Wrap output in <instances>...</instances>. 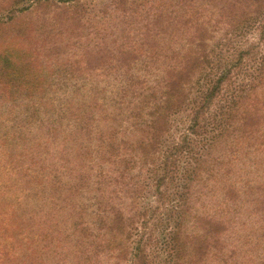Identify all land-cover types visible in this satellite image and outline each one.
<instances>
[{
  "label": "rangeland",
  "instance_id": "374dc122",
  "mask_svg": "<svg viewBox=\"0 0 264 264\" xmlns=\"http://www.w3.org/2000/svg\"><path fill=\"white\" fill-rule=\"evenodd\" d=\"M263 2L138 0L137 5L130 4L122 8L123 11L107 15L103 14L106 9L96 6L90 15L81 18L51 7L49 13L35 14L29 20L25 18L26 31L10 26L9 31L20 34L21 42L37 50L48 85L45 92L35 96L13 91L9 96L0 94V264H102L105 260L104 264H115L116 261L108 257V247L98 256L93 248H89L88 256L78 254L70 236L65 235L66 210L73 203L79 211L81 204H94L97 188L104 192L101 207L106 214L117 204L128 214L147 212V232L155 237L170 226L165 223L169 216L166 195L153 187L156 174L144 184L138 180L146 177V170L152 167H143L139 161L140 144L147 140L145 132L138 130L132 139L126 129L114 127L118 135L116 143L110 144L111 150L105 147L96 162L90 164L99 133L107 135L103 128L107 123L119 125L122 118L117 108L125 107L112 92L122 80L118 70L124 67L119 62H111L108 67V61L97 58L132 51L139 42L137 36L146 29H153L157 39L145 41L149 46L147 53L132 70V74L145 76L151 83L160 78L170 64H178L179 58L187 55L190 48L185 42L192 33L193 42L198 41L201 21L206 22V29L216 36H213L215 51L211 56L219 60L203 67L201 74L197 71L192 91L196 93L206 86L209 75L215 79L223 69L212 68L219 63L220 68L225 67L220 60L243 56L241 62L232 63L229 70L232 84H223L219 96L225 98L228 90L245 89V83L250 81L248 85L251 84L255 76L256 83L253 81L250 87L255 91L247 92L243 105L257 96L260 102L254 100L246 107H256L259 117L248 123L250 127L253 124L248 130L241 121L243 116H235V113L231 117L234 122L231 119L226 126H219L215 117L224 114V100L215 103L208 121H204V138L210 143L207 146L202 141L204 151H198L201 153L198 159L204 158L205 170L193 177L190 206L187 210L183 207L176 224L178 228L181 225L182 237L189 236H184L187 243H183L188 254L185 251V256L176 259V263L264 264V80L259 82L261 79L256 76L259 70L264 74V63L256 62L259 58L251 49L258 43L260 53L264 54V7L257 6ZM259 8L263 12L261 16L255 14ZM241 20L247 23L238 24ZM159 30L164 34H159ZM223 35L227 36L225 41L220 38ZM44 103L55 105L56 109L49 107V114L57 118L61 131L56 132L54 128L47 131L43 125L45 115L41 106ZM57 106L67 108L61 117L56 115ZM192 115L189 109L182 108L174 124L187 127ZM80 118L90 129L81 128L78 134L82 143L73 150L71 143L76 136L66 133L67 126ZM239 121L243 128L241 133L235 131ZM175 132L173 129L167 133L165 141L177 139ZM68 152L73 156H66ZM118 154L124 157L122 164L132 171L125 174L123 181L114 184L104 174ZM134 156H137L135 164ZM188 157L189 160L195 158ZM191 165H194L193 160ZM83 166L87 170L99 166L108 168H103L100 177L91 178L98 181L97 185H88L90 173L82 174L84 179L79 177L73 182L72 170ZM128 182H135L132 191L125 188ZM69 187H73L70 192ZM142 202L144 207L149 202L152 207L142 210L138 206ZM198 217L215 221L218 227L213 231L205 221L199 222ZM180 243L172 244L174 257ZM161 248L166 252L171 250L163 241Z\"/></svg>",
  "mask_w": 264,
  "mask_h": 264
},
{
  "label": "trees",
  "instance_id": "16d2710c",
  "mask_svg": "<svg viewBox=\"0 0 264 264\" xmlns=\"http://www.w3.org/2000/svg\"><path fill=\"white\" fill-rule=\"evenodd\" d=\"M252 1L256 4V2H261L262 0ZM228 2H231V0H228ZM130 4L137 5L138 0H0V94L9 96L10 92L13 91L35 96L45 92L48 85V80L41 67L40 55L36 52L37 50L29 44L21 42L20 34L16 31H9L11 29L10 26L15 29L24 28L23 31H26L25 18H28L27 20L32 19L30 16L45 11L49 13L51 7L81 18L90 15L96 6L102 7L103 10L106 9L103 14L107 15L123 11L122 8L126 9ZM257 6L264 7V2L257 4ZM258 10L255 14L263 15L261 14L264 12H261L262 8ZM185 22L183 23L185 24ZM246 23L247 20H241L238 24L245 25ZM205 24L206 22L202 21L198 23V41L196 43L193 42L194 33L185 42V46L190 48L186 52L187 55L183 54L179 58L178 64H170L164 74L151 83L146 80L145 76L132 74V70L147 53L146 49L149 46L145 41H152L153 38L157 39L158 35L155 34L156 32L153 29H146L140 36H137L139 42L132 48V51L126 50L110 58L108 56H99L97 58L108 61V67H110L111 62H119L121 67H124V69L119 68L118 70L121 73L119 76L122 80L112 89V92L115 97L120 99L121 105L125 107L117 108L122 122L119 125L116 123V125H113V123L105 124L103 128L105 134H107L106 136H102V133H99L98 144L94 146V158L90 160V164L92 165L94 164L93 162H96L105 147L111 150V145L116 143L118 135L114 132V127L119 130L126 129L128 137L132 139L134 133L138 130L145 132L147 140L145 143L140 144L139 161L140 164L144 165L143 167L145 165H152V167L146 170V177L138 178V180L144 184L156 174L157 179L152 182L153 187L158 191L162 190V195H166L164 199L168 201L169 216L165 223L170 226L164 228L162 233L155 237L147 232V212L140 213L137 211L133 214H128L120 204H117L106 214L104 208L101 207V203L105 200L104 192L101 188H97V194L93 197L95 200L94 204H81V211H79V207L77 209L73 203L66 210L65 225L67 232L65 235L70 236L73 249L78 254L86 255L89 252V248H93L95 255L98 256L100 253H105L103 250L108 247V257L111 260L114 259L116 261L115 264H178L176 259L185 256V251L186 255L188 254V248L183 243H187V241H184V236H189L183 235L182 237L181 225L178 228L176 224L183 212V207L187 210L190 206L194 183L193 177L198 175V171L201 174L203 169L205 170L204 158L202 160L198 159L199 155H201L198 151L201 152L200 149H203L201 148L202 141H205L207 146L210 143V140L204 138L206 133L204 121H208L209 114H211L212 108L215 107V103L224 100L226 101L224 114H221L220 117H215L216 121H219V126H226L227 122L232 121L231 119L233 118L231 117L235 113V116H243V120H240L243 121V126L248 130L250 127L248 123L259 117L256 107H246L247 103H252L254 100L259 103L260 99L257 96H253L252 99H249L243 105V100L248 97L247 92L253 90L250 89L253 81L256 83L255 76L251 84L248 85L250 81L245 83V89L234 90V92L228 90L225 98L224 95L219 96L223 84H228L229 82L232 84L233 78L230 77L231 72L229 71L232 63L241 62L243 56H238L236 60L232 58L220 60V62L225 64V67L220 68L219 63L216 68H212L216 70L223 69L217 75L215 74V79L209 75L206 86L201 90H197L196 93L192 91L191 85L197 71L198 74H201L203 67L206 68V66L219 60L215 56H211L213 51H215L213 40L216 36L213 35L214 32L206 29ZM13 32L15 34H11ZM202 32L204 33L203 36ZM158 33L164 34V31L159 30ZM226 37L223 35L220 38L225 41ZM257 41L260 42V39ZM188 43L189 45H187ZM158 44L157 40L156 45ZM260 48L257 43V46H253L251 49H254L256 57L259 58L256 62L264 63V54L260 53ZM256 76L257 79H261L259 82H263L264 74L262 70H259V74ZM248 77L249 75L244 78ZM130 94L134 95L133 99H131ZM243 94H246L244 98ZM235 95L238 96L235 97ZM49 107L56 109L52 103H44L43 107L41 106L45 115L43 125L47 128V131L50 128H54V131L59 132L61 131L60 126L58 127L57 124L59 121L56 117L50 116L49 112L51 110ZM182 108H187L193 113L187 127L184 124H174L176 122L175 117ZM66 109L63 106H57L56 115L61 117ZM113 111H115V108ZM226 114L230 117L225 116ZM212 115L214 117V114ZM223 118L224 121L222 120ZM241 124L239 121L235 131L241 133L240 131L243 129ZM67 127L66 133L76 136L71 143L74 150L76 146L78 147L82 143L79 142L81 138H79L78 132L81 131V128L89 130L90 127L84 126V121L81 118L74 120ZM251 127H253V124ZM173 129L176 131L178 138H172L170 142L165 141V135L171 133ZM104 140H108V143L106 142L105 144ZM69 153H66V156H73ZM188 155L195 157L192 159L194 165H191L192 160H189ZM137 156L133 157V164H135ZM123 161L124 157L118 154L108 170V167L105 166H99L97 169L90 168V170L85 169L84 166L76 168V170H72L74 173L73 182L76 179L79 180V177L80 180L84 179L82 174L90 173L87 179L88 185L90 183L97 185L99 184L98 181H91V178L100 177L103 168L107 170L104 174L105 178L112 180L114 184L123 181L125 174L132 171V168L128 165L122 164ZM73 187H69L67 191L70 192ZM125 188L127 191H132L135 188V182H128ZM138 206L142 210L152 207L150 202L146 205L147 207L143 206V202ZM68 213H72V215L69 216ZM198 221H205L213 231L218 227V224L210 219L203 218L202 220L200 218L199 220L198 217ZM198 238H202V235H198ZM162 241L165 247L167 245L171 247L170 252L162 250ZM178 243H180V248H175L178 254L177 257H174L171 254L173 251L172 244L177 245ZM103 244L106 246L103 247ZM115 252L118 254H111ZM104 263H107L106 260L102 264ZM189 263L191 264V262Z\"/></svg>",
  "mask_w": 264,
  "mask_h": 264
}]
</instances>
